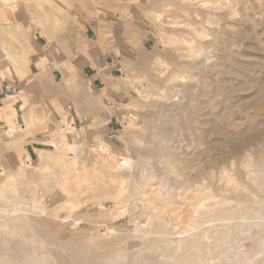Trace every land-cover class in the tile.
Wrapping results in <instances>:
<instances>
[{"label": "rangeland", "instance_id": "374dc122", "mask_svg": "<svg viewBox=\"0 0 264 264\" xmlns=\"http://www.w3.org/2000/svg\"><path fill=\"white\" fill-rule=\"evenodd\" d=\"M121 1L111 109L72 126L46 77L25 86L36 52H73L77 0H0V98L56 140L23 158L0 115V264H264V0Z\"/></svg>", "mask_w": 264, "mask_h": 264}, {"label": "crops", "instance_id": "0c3cea01", "mask_svg": "<svg viewBox=\"0 0 264 264\" xmlns=\"http://www.w3.org/2000/svg\"><path fill=\"white\" fill-rule=\"evenodd\" d=\"M129 6L121 0H77L75 12L82 18L70 21L66 26V29L72 32L71 56L45 53L43 50L36 52L32 62L28 64L27 74L34 76L35 80L37 75L42 74L41 78L46 77L53 86L52 89L49 88L52 94L49 97L50 103L57 106V111L71 117L72 126L83 124L89 119V113L95 114L96 110H103V108L111 109L110 102L106 101L104 104L103 97L101 101L99 93L106 91L105 85L118 75L117 72H120L122 52L134 48ZM35 38L37 44L45 47V43L40 42L41 39L45 40L39 33H35ZM49 38L53 44V40L58 36L55 34ZM145 43L146 40L138 42L136 49L144 48ZM26 85L25 92L37 91V80L31 79ZM3 93L2 91L0 94ZM7 97L0 98V109H5V112L0 114L5 120L2 124L8 128L6 118L9 117L14 128H16L15 125L22 127V132L18 134L27 143L24 144L25 153L21 155L23 158L26 156L29 159L35 158L38 152L46 151L43 147L48 145L49 141L54 143L56 140L52 138L53 134L49 133L48 128L43 129L33 125L25 128L24 114L30 111L33 114L35 112L30 110V105L27 107L21 105V100L13 103L8 110L3 102ZM100 119L102 114H98L95 123L98 124V121L103 120ZM111 121L110 118L104 122V125ZM31 127L34 128L30 129Z\"/></svg>", "mask_w": 264, "mask_h": 264}, {"label": "bare ground", "instance_id": "6f19581e", "mask_svg": "<svg viewBox=\"0 0 264 264\" xmlns=\"http://www.w3.org/2000/svg\"><path fill=\"white\" fill-rule=\"evenodd\" d=\"M6 1H8V0H6ZM33 1V0H32ZM43 1V0H42ZM185 1V0H184ZM1 2H2V0H1ZM212 2V1H211ZM3 3L4 2H2V5H3ZM15 3V2H14ZM1 4V3H0ZM4 6V5H3ZM166 6V5H165ZM148 16V15H147ZM149 19V18H148ZM178 22V21H177ZM46 23V22H45ZM179 24H180V22H178ZM189 23V22H188ZM189 26V25H188ZM174 27V26H173ZM190 27V26H189ZM181 39V38H180ZM180 39H177V40H180ZM180 41H182V40H180ZM173 42V41H172ZM219 42V41H218ZM220 42H222V41H220ZM182 43V42H181ZM186 43V42H185ZM189 43V42H188ZM180 44V43H179ZM164 45H166L167 46V44H164ZM176 45V44H175ZM182 45V44H181ZM188 58V57H187ZM156 63V62H155ZM159 65V64H158ZM192 67V66H191ZM135 74V73H134ZM188 83H190V82H188ZM49 87V86H48ZM50 88V87H49ZM155 88V87H154ZM50 89H52V88H50ZM151 89V88H150ZM55 90V89H54ZM151 91V90H150ZM171 92V91H170ZM173 94V93H172ZM148 95H149V93H148ZM175 95V94H174ZM142 96H143V94H142ZM145 96H146V94H145ZM152 96V95H151ZM170 101V100H169ZM28 124H29V122L28 123H26V127L28 126ZM246 137V136H245ZM130 151V150H129ZM129 153V152H128ZM91 179H92V177H91ZM105 184V183H104ZM105 187V186H104ZM111 187V186H110ZM108 191H110V190H108ZM7 205H9L8 203H7ZM8 207V206H7ZM6 207V208H7ZM6 208L4 207V209H0V216L2 215V214H5V213H7L6 211ZM8 209V208H7ZM10 209V208H9ZM11 209H12V206H11ZM9 212V211H8ZM10 212H11V210H10ZM10 216V215H9ZM11 218V217H10ZM4 221V220H3ZM6 222V221H5ZM16 222V221H15ZM12 224H14V223H12ZM1 226H3V224L2 225H0V227ZM12 227H14V226H12ZM12 229V228H11ZM15 229V228H14ZM2 230H5V226H4V228L2 229ZM13 231V230H12ZM2 232V231H1ZM17 232V231H16ZM11 233V232H10ZM15 233V232H14ZM16 234V233H15ZM11 235H12V233H11ZM14 237V236H13ZM16 237V236H15ZM21 238V237H20ZM23 239V238H22ZM264 246V245H263ZM264 250V249H263ZM27 251V250H26ZM123 251V250H122ZM7 252V251H6ZM29 253H32V252H29ZM22 255V254H21ZM32 256H33V254H32ZM35 256V255H34ZM36 257V256H35ZM115 257V256H114ZM117 257V256H116ZM31 258V257H30ZM34 258V257H33ZM41 258H42V256H41ZM126 258V257H125ZM256 258V257H255ZM35 259V258H34ZM40 257H38V262H37V264H40V263H42L43 264V261L41 262V260L43 259H40ZM120 259H122L121 258V256H120V258H119V261H120ZM1 260V259H0ZM16 260V259H15ZM33 260V259H32ZM100 260V259H99ZM105 260V259H104ZM34 262H36L35 260H33ZM40 261V262H39ZM98 261V260H97ZM106 261V260H105ZM122 261V260H121ZM26 262V264H28L27 263V260L26 261H24V263ZM96 262V261H95ZM107 262L110 264V262H111V260H107ZM115 262H116V260H115ZM34 264V263H33ZM112 264V263H111ZM114 264V263H113ZM116 264V263H115ZM119 264V263H118Z\"/></svg>", "mask_w": 264, "mask_h": 264}]
</instances>
